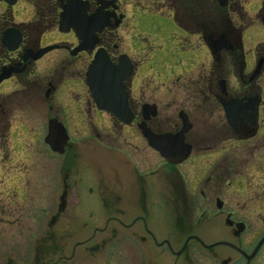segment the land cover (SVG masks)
I'll list each match as a JSON object with an SVG mask.
<instances>
[{"label": "flooded vegetation", "instance_id": "flooded-vegetation-1", "mask_svg": "<svg viewBox=\"0 0 264 264\" xmlns=\"http://www.w3.org/2000/svg\"><path fill=\"white\" fill-rule=\"evenodd\" d=\"M124 1L57 0V19L51 30L43 20L33 23L42 9L39 0L29 2L34 8L32 20L19 23L13 18L15 4L0 1V10L2 4L7 15L0 24V74L4 67L22 68L0 83L14 77L19 81L32 64L52 51L66 52L82 87L81 93L75 92L77 105L73 107L84 117L92 143L87 153L80 150L78 143L83 141H71L64 123L51 115L47 124L56 119L69 137L61 154L51 152L44 143L45 155L51 152L61 158L59 193L51 197L47 162L42 161L40 179L28 176L34 168L38 170L35 163L21 177L0 178V264H264V241L259 244L264 237V84H257L259 77L250 80L258 60L264 58V41L248 53L242 48L245 32L255 23L264 26V0L257 10L247 8L249 0H224V4L220 0H141L133 13L143 14L147 23L154 19L146 27L153 29L157 41L152 55L142 46L146 37L134 41L133 52L121 49L123 40L115 32L129 20L127 6L132 5ZM63 8L69 10L70 22L81 33L102 26L94 33L93 46L73 52L82 39L71 28L59 30ZM5 31L20 37L13 50L2 41ZM51 31L60 37L45 42ZM211 45L220 49L216 55ZM140 52L145 57L136 59ZM97 53L102 62L106 59L118 67L124 58L130 67L123 81L132 114L128 124L99 110L91 97L85 73ZM149 66L165 75L158 84L147 83L143 88L140 72ZM263 73L264 65L259 76ZM62 84V80L58 84L48 80L49 94L45 92L44 97L61 90ZM150 90L153 100L147 102ZM12 94H0V165L4 170H8L4 161L9 157V130L18 117ZM248 99L256 101V114L241 113L236 132L227 122L223 103H247ZM144 106L154 115L143 112ZM199 117L207 122V129L202 138L193 139L189 133ZM185 119L190 128L183 143L190 146V154L178 164L169 163L150 147L138 127L145 122L155 135L172 138ZM101 121L102 126L108 121L105 130L109 131L103 133L106 142L97 125ZM122 129L132 133L121 135ZM209 129L230 144L210 145ZM147 149L160 160L157 168L146 163ZM81 153L86 162L77 165ZM97 155L106 161L100 165L105 167H98ZM168 177L171 182L161 184ZM85 215L91 225L82 223Z\"/></svg>", "mask_w": 264, "mask_h": 264}, {"label": "rangeland", "instance_id": "rangeland-1", "mask_svg": "<svg viewBox=\"0 0 264 264\" xmlns=\"http://www.w3.org/2000/svg\"><path fill=\"white\" fill-rule=\"evenodd\" d=\"M30 1L31 0H21L12 6V13L15 22L19 23L32 20L34 17V8L32 10L29 3ZM56 1L57 0H39L38 5L41 4L42 9L41 12L38 13V19L34 20L33 23H38L43 20V23L45 22V26L50 27V30L52 27L54 28L57 19ZM125 1L132 4L127 6L129 9V20L125 25H122L120 29H118L117 33L115 32L118 38L123 40L121 49L125 51L130 50L133 52L134 41L146 37L145 40L142 41V46L144 47L145 51L150 52V55H152V51L154 50L153 44L155 45L157 41L153 38L154 35L153 32H151L153 29L149 28V31L146 27L147 24L152 23L154 19H149L147 23V20L144 19L145 16H143V14L140 15L133 13L134 6L137 5L141 0ZM261 4V0H249L247 5L250 7L247 8L257 10ZM0 12H4L2 4ZM4 15L5 13L0 15V24L1 20L7 16ZM247 22L248 20L246 23ZM19 27L22 28L20 25ZM165 31L166 33H169L170 28L168 27ZM245 33L246 34L242 38V48L247 53L257 44L264 41V26H262L260 23H255ZM59 37L60 36L54 34V32L51 31L44 37V41L53 43ZM142 55V52H140L139 55L136 53L135 57L136 59H142L145 57ZM224 65L226 66L225 69H227L228 65ZM196 71V69L193 71V75H195ZM140 73L142 76H140L139 81L141 82L143 88L148 87L147 83H149L151 86H153V84H158L165 75L163 72H159L157 69L152 70L150 66L142 70ZM78 75V70H76L75 64L71 62L70 57H67L66 52L62 53L61 51H52L41 61L37 62L36 64H32L29 68L28 75H23L19 78V81H16L17 77H14V79H7L0 83V94L14 93L12 94L11 99L15 101L16 109L14 113L16 116H18L11 123L8 135L6 155L9 153V157L6 161H4V165L8 170H4V167L2 168L0 165V178L15 179L17 177H21L24 172H27L29 165L31 163H35L40 169L38 168V170H36L34 168L33 173L29 174L28 176H31V178L34 179H40L42 177V161L47 162L51 185V197L54 193H59L58 187H60L59 185L61 181V158L58 155L52 154L51 152L49 153V156L45 155L44 153L43 138L47 134V121L51 118V115H55V117H57L60 122L62 121L64 123L67 131L71 135V141L74 143L83 141L78 143L80 150L87 153V150L90 151V144H92L90 139L87 137V134L89 133V131L87 132L88 127H86L82 122L84 117H80L78 115L79 112L74 110L73 107L74 105H77L73 101V98L77 97L75 92L79 91L81 93L82 90L80 82L77 80ZM166 77H168V75ZM258 77L257 84H264V73L261 75V77ZM173 79L174 77L172 79L169 78L168 82L173 81ZM27 80L30 82V84L27 83ZM48 80L53 81L56 84L62 80L63 84L60 87L62 88L61 90L59 89L55 91V93H52L50 97L46 99L44 94L48 88ZM230 82L232 87H235L234 89L239 87L238 85L237 87L235 86L236 81L232 76H230ZM21 88L25 89L21 91ZM152 93V90L147 91L145 95L147 102L149 100H153ZM142 98L143 96H141V99ZM192 123L193 128L189 133V137L193 136V139L202 138L205 129H207V122L203 117H199ZM97 125L101 134V140L106 142L107 138L103 133L109 131L105 130V127L108 126V121L106 124H104V126H102V121L97 122ZM127 130L128 129H122L121 135L129 136L132 132ZM210 135V145L213 144L215 146H221L223 144H230L229 141H221L222 137L218 136L217 132H214L212 129L210 131ZM133 143H137L136 139L133 140ZM119 147L122 148L121 145H119ZM98 148L100 149V145H98ZM123 149H126L124 145ZM145 155L146 163H149L151 168H157L161 165L160 160L155 154L152 153L151 150L147 149ZM81 156L82 158L78 159L76 162L77 165H81V163L86 162V157H84L83 153H81ZM97 158L99 160L98 164L100 163L99 166H97L102 168L105 167L100 165L106 164V161L100 155H97ZM169 178L171 177L162 179L161 184L168 183L166 180H169ZM171 180L169 181L171 182ZM162 187L163 186H161V188ZM81 193H84V188L81 189ZM89 200L90 199H86L87 205H89ZM82 223H86L87 225L92 224L87 215H85V217L82 219Z\"/></svg>", "mask_w": 264, "mask_h": 264}, {"label": "water", "instance_id": "water-1", "mask_svg": "<svg viewBox=\"0 0 264 264\" xmlns=\"http://www.w3.org/2000/svg\"><path fill=\"white\" fill-rule=\"evenodd\" d=\"M9 4H13L16 0H4ZM224 4V0H220ZM64 9V8H63ZM67 9H64L63 12L60 13L59 20V29L61 31H66L69 29V24L66 23L67 18ZM82 38V35H79ZM19 35L12 34L10 31H5L2 34V41L7 46L9 50H13L18 42ZM13 42V45H8V42ZM52 47L46 48L43 52L50 49ZM213 49V54H217L219 52L218 47H214L211 45ZM26 58V55L24 56ZM264 58L258 60L251 76L250 80L256 79L263 70ZM110 68L107 69L106 72H101V64L97 62L95 58L92 64L90 65L88 71L86 72V84L89 88V91L95 101V104L98 109L104 110L107 113L115 116L119 121L124 123H130L132 115L129 112L126 96L123 92V80L126 78L128 73L123 71L122 63L118 68L111 67L109 64L106 65ZM21 69L12 68V67H4L2 68L0 74V81L2 79L7 78L12 72H21ZM49 91L46 92V96H48ZM256 101L248 99L247 103H243L242 100H231L229 102L223 103L225 115L228 124L233 128L234 131L238 132L241 126L240 114L246 113L248 110L251 111L252 116L256 114ZM148 106L143 107V112L146 111L147 114L154 115L153 111L148 110ZM145 119H148V116H145ZM183 127L181 130L172 138H167L164 136H157L153 132L147 128L145 122H142L138 125L141 130L142 135L146 138L147 143L154 149L159 150L167 159L169 163L176 164L180 163L183 159H185L190 151V146L188 144L183 143V136L185 132L190 128L189 123L185 119L183 120ZM47 134L44 138V143H46L52 152L61 154L64 150L66 142L68 141V134L66 132L65 127L62 123L58 122L56 119H51L47 124ZM172 144L175 147H179L176 153H170L169 148H172ZM168 152L169 154H167ZM264 241V237L259 242L262 243Z\"/></svg>", "mask_w": 264, "mask_h": 264}]
</instances>
